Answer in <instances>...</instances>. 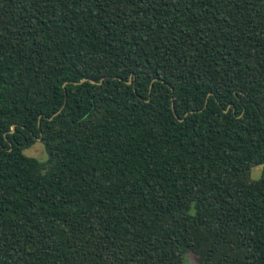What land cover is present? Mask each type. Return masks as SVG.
Instances as JSON below:
<instances>
[{
	"label": "trees",
	"instance_id": "16d2710c",
	"mask_svg": "<svg viewBox=\"0 0 264 264\" xmlns=\"http://www.w3.org/2000/svg\"><path fill=\"white\" fill-rule=\"evenodd\" d=\"M186 254L264 264V0H0V264Z\"/></svg>",
	"mask_w": 264,
	"mask_h": 264
},
{
	"label": "rangeland",
	"instance_id": "374dc122",
	"mask_svg": "<svg viewBox=\"0 0 264 264\" xmlns=\"http://www.w3.org/2000/svg\"><path fill=\"white\" fill-rule=\"evenodd\" d=\"M27 155L36 157L40 160H46L47 154L45 152V148L41 140H38L32 147L25 149L24 151ZM263 173V166L258 165L252 168L250 178L251 179H259ZM194 257L192 254H186L185 256V264H193Z\"/></svg>",
	"mask_w": 264,
	"mask_h": 264
},
{
	"label": "water",
	"instance_id": "95a60500",
	"mask_svg": "<svg viewBox=\"0 0 264 264\" xmlns=\"http://www.w3.org/2000/svg\"><path fill=\"white\" fill-rule=\"evenodd\" d=\"M84 81H86V79H83V80H81L80 82H75V84H79V83H82V82H84ZM91 82H92V83H97L95 80H91ZM128 83L131 84V83H132V79H130V80L128 81ZM64 85H65V84H64ZM226 111H227V110H226ZM15 131H16V125L14 124L9 132H10V133H14ZM40 139H41V138H39V140H40Z\"/></svg>",
	"mask_w": 264,
	"mask_h": 264
}]
</instances>
